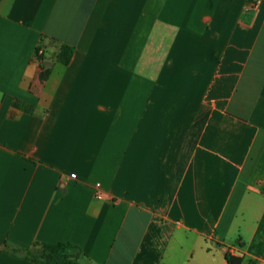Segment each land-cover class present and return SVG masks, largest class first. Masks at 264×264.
Here are the masks:
<instances>
[{"label": "crops", "instance_id": "1", "mask_svg": "<svg viewBox=\"0 0 264 264\" xmlns=\"http://www.w3.org/2000/svg\"><path fill=\"white\" fill-rule=\"evenodd\" d=\"M61 243L264 264V0H0V264Z\"/></svg>", "mask_w": 264, "mask_h": 264}, {"label": "trees", "instance_id": "2", "mask_svg": "<svg viewBox=\"0 0 264 264\" xmlns=\"http://www.w3.org/2000/svg\"><path fill=\"white\" fill-rule=\"evenodd\" d=\"M59 61L64 65H69L71 62V54L69 49H63L59 55ZM47 74L42 76L45 80ZM14 106L21 109L27 113H33L34 108L23 102L16 101ZM15 254L18 250L13 251ZM26 258L39 263V264H80L86 255L77 246L70 243L61 244H36L32 251H27L25 253ZM227 261L229 264H242V258H235L231 255H227Z\"/></svg>", "mask_w": 264, "mask_h": 264}, {"label": "built area", "instance_id": "3", "mask_svg": "<svg viewBox=\"0 0 264 264\" xmlns=\"http://www.w3.org/2000/svg\"><path fill=\"white\" fill-rule=\"evenodd\" d=\"M38 54L41 55V54H42V51L40 50V51L38 52ZM71 177H72V178H75L76 175H72ZM96 187L99 188V187H100V184H97ZM96 196L100 198V195H99L98 192L96 193Z\"/></svg>", "mask_w": 264, "mask_h": 264}]
</instances>
